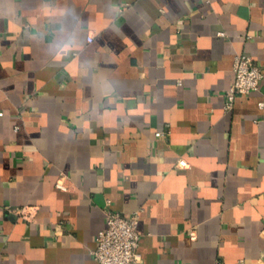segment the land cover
Wrapping results in <instances>:
<instances>
[{"label": "crops", "instance_id": "crops-1", "mask_svg": "<svg viewBox=\"0 0 264 264\" xmlns=\"http://www.w3.org/2000/svg\"><path fill=\"white\" fill-rule=\"evenodd\" d=\"M239 53L264 72V0H0V264H93L108 201L147 264H264Z\"/></svg>", "mask_w": 264, "mask_h": 264}, {"label": "built area", "instance_id": "built-area-1", "mask_svg": "<svg viewBox=\"0 0 264 264\" xmlns=\"http://www.w3.org/2000/svg\"><path fill=\"white\" fill-rule=\"evenodd\" d=\"M220 34H224L220 31ZM94 36H89V41H93ZM235 80L228 92V109L234 106L238 94H251L260 89L264 72L259 63L249 54L239 53L234 61ZM260 106L264 108V100L260 101ZM0 114H3L2 112ZM161 135L162 132H158ZM187 161L180 160L181 165H186ZM57 186L67 189V183L61 178ZM106 226L99 231L97 245L92 250L94 255L93 264H147L139 252L140 234L138 224L140 211L136 210L131 215H125L112 207L110 201L106 206ZM192 235L196 236L195 231Z\"/></svg>", "mask_w": 264, "mask_h": 264}, {"label": "clouds", "instance_id": "clouds-1", "mask_svg": "<svg viewBox=\"0 0 264 264\" xmlns=\"http://www.w3.org/2000/svg\"><path fill=\"white\" fill-rule=\"evenodd\" d=\"M73 44H75V40H73L71 37H68V38H66L65 40L61 41L59 47H60L61 49H63V48H65V47L71 46V45H73Z\"/></svg>", "mask_w": 264, "mask_h": 264}]
</instances>
